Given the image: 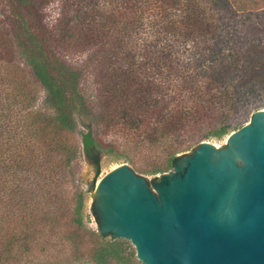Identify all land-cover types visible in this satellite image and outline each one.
Listing matches in <instances>:
<instances>
[{"label":"trees","instance_id":"trees-1","mask_svg":"<svg viewBox=\"0 0 264 264\" xmlns=\"http://www.w3.org/2000/svg\"><path fill=\"white\" fill-rule=\"evenodd\" d=\"M49 1L0 0V264H71L49 251L67 243L79 258L85 236L91 264H141L125 240L86 227L79 155L133 164L101 142L112 131L134 151L169 140L162 167L132 169L154 176L264 109V60L251 56L264 0H61L48 25Z\"/></svg>","mask_w":264,"mask_h":264},{"label":"water","instance_id":"water-1","mask_svg":"<svg viewBox=\"0 0 264 264\" xmlns=\"http://www.w3.org/2000/svg\"><path fill=\"white\" fill-rule=\"evenodd\" d=\"M147 180L120 164L90 188L98 233L141 264H264V109Z\"/></svg>","mask_w":264,"mask_h":264},{"label":"rangeland","instance_id":"rangeland-1","mask_svg":"<svg viewBox=\"0 0 264 264\" xmlns=\"http://www.w3.org/2000/svg\"><path fill=\"white\" fill-rule=\"evenodd\" d=\"M60 10H61V0H50L49 3L46 5L44 12H45V19L46 23L48 25L54 24L57 19L59 18L60 15ZM263 48H257L252 55H255V58L257 61H263L264 60V44L262 46ZM248 56V55H246ZM250 56V57H251ZM85 58V55H75L70 58L72 62L75 61H80ZM244 60V59H243ZM95 83L93 80L92 75H88L86 79L83 82V89L86 93V95H93L95 92ZM260 103L264 104V97L260 100ZM41 100L37 103V107H41ZM187 133L183 134L184 141H188L190 137V129L187 130ZM80 130H82L80 128ZM193 135V134H191ZM133 138V137H132ZM130 135H125L122 133L118 132H109L107 134H102L100 136L101 142L104 145H112L115 147V150L118 152H124L125 157H128L132 161L133 164H130L127 162L125 158H116L114 154H109V155H104L101 153L99 155V164L98 167L94 163L92 159L87 157L82 151L79 155L78 158V165H79V173L76 178V184L80 186V188L86 193L85 195V224L86 227L89 228L92 231H97V226L94 221L93 215L90 210V206L92 203V197L90 188L93 184H96L105 174H107L109 171L114 169L120 164H127L131 169L134 168V170H144V169H149L153 167V165H158L160 167L163 166L164 161H165V156L167 155L168 151L171 149V141L166 140L165 143H163L161 146L158 148H152V149H143L141 151H134L131 149L130 145H128V142H131ZM80 140V138L78 137ZM209 141L213 144H215L217 147H223L225 144V139H222L220 141L216 140H205ZM194 149V148H193ZM192 148L188 149L187 151H184L183 153L180 154L186 155L189 154L192 150ZM99 169V174L98 176H95V171L96 169ZM137 174L143 176L147 180H150L153 177L158 176L154 175H145L142 173ZM161 174V173H160ZM127 242V241H126ZM130 249L135 253L134 247L131 245V243L127 242ZM92 243L90 238L87 236L84 237L82 245L80 247V252H79V258L73 259V251L72 248L67 243L60 244L58 246H55L54 249H51L49 254L53 257V259L58 260V261H71V264H91L89 260V249L91 247Z\"/></svg>","mask_w":264,"mask_h":264}]
</instances>
